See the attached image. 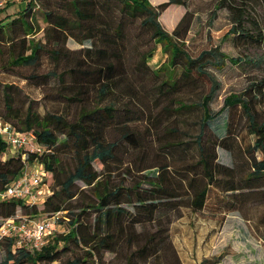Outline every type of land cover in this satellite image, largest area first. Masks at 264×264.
Wrapping results in <instances>:
<instances>
[{"label":"trees","instance_id":"1","mask_svg":"<svg viewBox=\"0 0 264 264\" xmlns=\"http://www.w3.org/2000/svg\"><path fill=\"white\" fill-rule=\"evenodd\" d=\"M41 1L48 7L53 0H28L17 17L7 23L0 20V46H6L8 67L36 68L44 56L54 66L65 62L62 71L55 69L41 78L46 81L55 79L64 89L74 91L78 97L62 95V98L74 103L77 112L72 120L57 114L41 116L29 105L25 115H21L14 108L10 86H4L0 119L14 131L32 133L43 152L26 153L25 159H22V152L9 155L8 143L0 137V189L21 175L26 164L37 161L42 166L43 184L50 194L33 205L18 198L2 200L0 219L13 216L41 219L61 212L63 216L58 224L62 225V230L54 228L37 249L18 247L12 239L1 241L4 257L0 264H52L69 253L71 246L79 248L83 254L65 264H100L105 254L116 256L124 247L128 252L125 264L160 259L167 248L173 251L168 241V229L172 220L179 217L181 208L202 211L210 195H216L226 207L234 206L240 198H244L242 191H264V111L261 112L263 117L257 111L259 103L264 101V91L259 89L261 83L253 85L259 86L255 94H248L250 89L242 95L231 94L224 99L219 111H212L210 104L220 89V82L208 68L222 70L226 60H239L229 59L217 48L191 57L183 43L179 42L187 31V11L171 34L163 29L159 21L161 14L170 7L186 9L188 0H166L157 6H152L149 0H69L67 6L71 20L52 9L42 12V21L46 25L45 38L50 31L55 34L50 48H47V41L35 40L40 28L34 12ZM258 1L264 3V0ZM237 2L218 0L216 5V9L227 8L236 16L226 36L234 33L243 42L263 46L262 31L249 32L243 24L248 14L246 3L240 0L236 5ZM137 22L149 34L150 40L166 46L170 57L163 68L171 71L175 67L181 69L176 77L171 73L152 88V102L157 104L160 97L194 83L204 82L207 93L194 104L200 111V117L199 132L193 139L192 161L177 168L166 163L159 167L140 165L131 170L129 164L125 171L118 174L116 170L119 169L114 166L119 160L117 149L120 141L108 140L106 134L109 130L117 128L123 142L138 147L137 157L140 160L145 158L148 148V143L140 145L139 137L128 125L130 117L137 112L131 110L128 101L123 99L128 95L131 100L144 101L146 96H151L150 90L144 88L140 91L135 70L127 68L125 25ZM74 30L85 31L86 34L79 37ZM68 38L81 46L89 40L91 46L66 49L60 41L64 44ZM154 50L153 46L138 49L136 55L142 65L146 66ZM70 53L75 55L74 59L68 58ZM251 62L260 64L264 59ZM155 74L159 75L158 72ZM92 93L95 100L91 99ZM187 108V105L180 104L176 110ZM237 108L245 117L246 129L252 136L251 145L243 151L244 172L240 171L238 163L225 166L217 162L218 148L229 153L237 148V138L231 133L228 118L224 132H217L212 127V122L226 109ZM207 134L209 136L206 137ZM59 136H63L64 140L59 141ZM165 146L173 152L172 158L167 154L165 159H171L173 164L177 157H185L191 151L186 142H168L164 149ZM62 154H70V168L62 163ZM151 169L155 172L147 173ZM78 183L84 188L80 189ZM84 193H91L92 197L78 205L76 202ZM74 203L77 206H72ZM65 222L67 225H64ZM147 226L155 228L148 231ZM228 254V251H223L203 259L199 264H219ZM174 258L177 262L175 253Z\"/></svg>","mask_w":264,"mask_h":264},{"label":"rangeland","instance_id":"2","mask_svg":"<svg viewBox=\"0 0 264 264\" xmlns=\"http://www.w3.org/2000/svg\"><path fill=\"white\" fill-rule=\"evenodd\" d=\"M26 1L28 0H20V9L25 7ZM68 1L53 0L48 7L43 5V3L46 4L44 1L38 3L34 16L40 31L35 35V40H40L42 43L47 41V48H50L49 45L54 41L55 34L50 31L45 38L46 25L42 21V12L52 9L71 20V13L67 6ZM163 1L166 0H149L152 6H157ZM239 1L235 4L237 5ZM243 1L246 3L245 11L248 13L243 22L246 29L249 32L261 30L264 35V3L258 0ZM217 2L218 0H188L186 9L170 7L159 17L163 29L171 34L187 11L188 16L185 22L187 31L184 38L179 39V42L183 43L184 49L191 57H197L202 51L217 48L229 59L239 60V62L226 60V65L222 70L208 68L220 82V89L210 104V108L214 112L222 108L224 99L231 94L242 95L243 92L250 89L248 94L253 95L259 87V83H261L259 89L264 91V62L260 64L251 62V60L258 58L264 59V45L259 46L243 42L234 33L227 37L226 33L235 23L236 16L227 8L216 9ZM17 16L18 11L16 9L8 10L0 15V20L7 23ZM74 31L79 37H84L86 34L85 31ZM125 31L127 35L125 51L127 68L128 70H135V80L140 91L145 88L151 92L157 83L166 79L171 73L176 77L181 72L180 67H175L173 71L163 68L170 57L168 50H165L166 46L155 44L150 40L149 34L145 29L140 28L139 22L126 24ZM60 44L65 45L66 49L70 50L91 46L89 40H85L81 46L70 38L66 39L64 44L60 41ZM152 46L155 49L153 56L144 66L138 60L136 53L138 49L142 50L144 47ZM68 58L74 59L75 55L70 53ZM7 60L6 46H0V105L3 102V88L5 85H9V92L13 94L14 108H17L21 115H25V110L30 105L32 111L41 116L49 113L66 116L69 120L74 118L77 106L68 100H64L62 95L69 98L78 97L75 92L64 89L62 84L57 83L55 79L51 78L46 81V79L41 78L49 71L55 69L58 72L62 71L65 68V62L54 66L44 56L40 66L35 68L30 66L8 67ZM156 72L159 73L158 76H156ZM67 83L70 84L69 80ZM254 84L258 85L253 87ZM206 93L207 85L202 82L166 94V96L159 98L157 104L152 102V92L151 96H146L144 101L135 98L131 100L128 95L123 98L128 101L129 108L137 112L130 117L128 125L139 137L140 145L142 146V142L148 143V148L144 154V160H140L137 157L138 147L123 142L117 128L109 130L106 134L107 139L120 141L117 149L119 160L114 166V168L117 169L118 167L119 169L116 170V173L120 174L125 171L129 164L131 170L140 167V165L159 167L166 163L177 168L182 163L192 161L194 154V150H192L194 147L193 139L199 132L200 117V111L194 104L198 103ZM91 96V99L95 100L93 93ZM180 104H185L188 108L176 110ZM119 106L122 107L121 102H119ZM257 111L260 113L259 116L263 117L261 112L264 111V101L259 103ZM227 118L231 124V133L237 138V148L233 153L218 148L216 150L217 162L225 166L237 165L238 163L240 164V171L244 172L246 169L243 151L251 145L252 136L248 134L246 119L239 108L226 109L212 122V127L218 130L217 132H224L223 127ZM207 136L209 135L207 134ZM63 140L64 137L59 136V141ZM168 142H186L191 151L185 157L174 156L177 159L174 160L175 164H173L171 159H165L167 154L169 158H172L171 154H173L172 151L168 150V146L163 148ZM9 155H11L10 152ZM61 157L62 163L70 168L72 166L70 154H62ZM98 169L101 170L102 168ZM31 170H38V166L31 167ZM149 172L153 173L155 169H151L147 173ZM77 185L80 189L84 188L81 183ZM242 194L244 198H240V202L234 206L226 207L216 195H210L207 205L202 211L193 212L188 208H181L178 213L179 217L172 220L168 229V241L173 251L167 248L160 255V259L143 261L140 264H177V262L178 264H199L203 259L216 256L223 251H228L229 254L219 264H264V191L248 192L244 190ZM91 197V193H84L76 203L79 205ZM77 204L74 203L72 206H77ZM73 213H77V211L73 210ZM66 223L64 225H67ZM154 228L147 226L146 230L153 231ZM127 253L126 247H124L122 252L116 256L105 254L103 262L100 264H125ZM82 254L79 248L71 246L69 253L64 254L58 262L52 264H65L68 260L80 258ZM3 257L4 250L0 246V262Z\"/></svg>","mask_w":264,"mask_h":264},{"label":"built area","instance_id":"3","mask_svg":"<svg viewBox=\"0 0 264 264\" xmlns=\"http://www.w3.org/2000/svg\"><path fill=\"white\" fill-rule=\"evenodd\" d=\"M20 0H0V10L7 4ZM0 137L8 143V150L11 154L22 152V159L26 153H42V148L36 142L32 133H19L11 126L0 119ZM38 166V170L32 171L31 167ZM42 166L37 162L25 165L21 175L10 181L0 189V201L18 198L29 204H38L50 194L48 187L43 184ZM63 214L57 212L39 219L28 216H13L0 221V242L5 239H12L18 247L26 246L39 248L44 243V237L53 231L62 230L58 221ZM64 220H67L64 218Z\"/></svg>","mask_w":264,"mask_h":264},{"label":"crops","instance_id":"4","mask_svg":"<svg viewBox=\"0 0 264 264\" xmlns=\"http://www.w3.org/2000/svg\"><path fill=\"white\" fill-rule=\"evenodd\" d=\"M21 4L20 1L14 2V3H9L7 4L2 10H0V15L3 14L4 12H7L8 10H17L20 11Z\"/></svg>","mask_w":264,"mask_h":264}]
</instances>
